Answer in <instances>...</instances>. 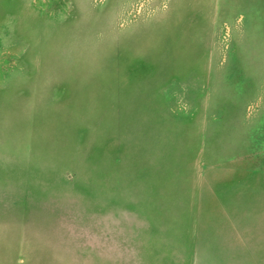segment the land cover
Segmentation results:
<instances>
[{
    "label": "rangeland",
    "instance_id": "1",
    "mask_svg": "<svg viewBox=\"0 0 264 264\" xmlns=\"http://www.w3.org/2000/svg\"><path fill=\"white\" fill-rule=\"evenodd\" d=\"M0 264H264V0H0Z\"/></svg>",
    "mask_w": 264,
    "mask_h": 264
}]
</instances>
